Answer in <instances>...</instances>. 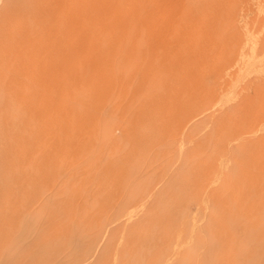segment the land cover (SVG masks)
<instances>
[{
  "label": "rangeland",
  "instance_id": "1",
  "mask_svg": "<svg viewBox=\"0 0 264 264\" xmlns=\"http://www.w3.org/2000/svg\"><path fill=\"white\" fill-rule=\"evenodd\" d=\"M0 1V63L57 69L30 109L0 87V264H264V0H169L140 49L104 25L68 85L70 0Z\"/></svg>",
  "mask_w": 264,
  "mask_h": 264
},
{
  "label": "bare ground",
  "instance_id": "2",
  "mask_svg": "<svg viewBox=\"0 0 264 264\" xmlns=\"http://www.w3.org/2000/svg\"><path fill=\"white\" fill-rule=\"evenodd\" d=\"M39 1L40 0H32L31 5L35 6L38 4ZM46 1L48 3H50V1H52V3H55V4H58L59 3L58 1L61 2V0H46ZM63 1H66V0H63ZM239 1L240 0H238V2ZM257 2H259V1H257ZM1 3H0V5H1ZM246 3H247V1H246ZM63 5H64V2H63ZM131 5H133L132 0H70V4H67L66 6L64 5L66 7V10L61 12L62 15H60V13H58L57 9L55 12L53 11V13L55 14V18H54L55 21L60 20L63 23L61 27H67L68 31H70V33H69L70 35L67 37H66L65 33L63 32L62 44H64V45H63L62 50H60L61 52L64 53L63 59L65 60V63H63L62 68H63V70H65V73L67 74V76H65V75L61 76L60 75V76H58V78L65 76V77H63L64 78L63 79L64 84L67 83V85H68L69 80L72 81V80L77 79L76 75L70 74L71 71L74 69V62L75 61L73 59L70 60L69 58H72L73 56L79 58L84 53H86V55L87 54L92 55V53L94 52V48H92V47L89 48V47L92 46L93 44L91 45V43H88L86 41L89 37L99 38L101 36L100 31H102L101 30L102 26L104 27V25L105 26L109 25L111 27H114L112 29L113 34L114 33L118 34L116 31H118V32L120 31L122 33H125L127 39H129V42H133L140 49L142 42L145 38L144 33L148 30L157 29V27L158 26L160 27V25L164 22V20L167 19L166 15H167V12L170 11L169 9H170L171 2L169 0H146L144 3L140 4V6L137 9V12H133L132 10H130L131 8H129V6H131ZM241 5H243V4H241ZM255 5H256V3H255ZM255 5H254V7H255ZM256 6L258 7L259 4ZM262 6L264 8V3H262ZM229 7L232 8L231 6H229ZM127 8H129V9H127ZM124 9H126V11H124ZM74 13H77L76 14L77 15L76 17H78L77 20H73L71 17V15H73ZM257 16H259V15H256V17ZM257 19H258V17H257ZM105 20L108 21V24H107V22H106V24L103 23ZM239 20H238V23H241V22H239ZM242 20H240V21H242ZM148 23H150V24H148ZM253 24H257V23L253 22L252 26H253ZM91 27L93 28L92 29L93 33L91 32L92 36H88V30ZM249 27L247 26L248 29H249ZM253 27H256V26L254 25ZM172 28H174V27H172ZM223 28H225L224 25H223ZM247 28H246V31L248 30ZM216 29H219V28H216ZM226 29H223V30L226 31ZM211 30L213 31V29H211ZM72 31L75 32V36L79 35V37H80L79 42H77L78 41L77 38H74L73 36H71ZM248 31L253 32L252 29L248 30ZM217 32H218V30H217ZM220 32L218 33V35L221 34ZM258 32L259 31L255 32V33H257L256 35H258ZM27 33L23 32L22 34H23V39L25 38L24 44L28 45L30 36ZM112 33L110 35H112ZM262 33H264V32H262ZM254 34H252V35H254ZM151 35H153V34H151ZM199 35H201V34H199ZM218 35L217 36L214 35V36L218 37ZM256 35H254V36H256ZM16 36H17V34H16ZM259 36H261V35H259ZM102 39H104V37ZM127 39H126V41H128ZM258 40H259V38H258ZM104 41H101V43ZM256 41L253 39V42H256ZM78 43L80 45H78ZM10 45H11L10 51L12 53L10 55H12V57H14L16 60H19V61L21 60L22 66L16 67L17 62H14L13 63L14 65L12 66V65H9L10 62H8L6 60L1 61V63H0V84H1V86L0 87L3 89L6 88L5 91H6V93H8L7 97H9V99L10 98L15 99L16 96L20 97L21 99L18 101V103L21 104L22 106H24L26 109H30L36 103L35 101H37L40 98L41 99L43 98L41 91H38L39 86H41V85L43 86L47 83L50 84L52 81L51 79H52V77H54V75H55L54 73L57 71V69H56L55 65H52V66L47 65V63H48L47 61L45 62L46 63L45 65H43V64L42 65H40V64L30 65V62L24 56L25 54H23V52H17V50H16L17 46L16 45H14V44H10ZM103 45H106V44H103ZM103 45H102V47H103ZM222 66H224V64ZM82 69H80L81 70L79 73L80 76H82L83 74H85V76H86L87 74H89L92 71L94 74H98V73L104 74V77H103L104 78V84H106L108 86H110L113 82H116L118 80V78H116L117 72L116 73L112 72V67H109L107 69L102 68V63H95V65H93L92 67H89L85 71H83ZM228 70L231 71L230 68ZM82 71L84 72L83 74H82ZM227 71H225V72H227ZM226 75H228V74H226ZM31 89L34 90L33 94H30V93H32ZM53 91H54V89H53ZM40 95H42V96H40ZM7 97H6V95H4L2 93L0 95V104L5 99H7ZM8 103H9V101L6 102V105ZM19 109H20V107L18 108V110ZM18 113H19V111H18ZM23 116H25V115H23Z\"/></svg>",
  "mask_w": 264,
  "mask_h": 264
}]
</instances>
